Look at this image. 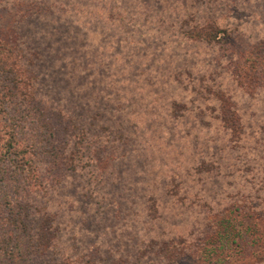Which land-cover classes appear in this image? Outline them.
<instances>
[{"label":"trees","instance_id":"16d2710c","mask_svg":"<svg viewBox=\"0 0 264 264\" xmlns=\"http://www.w3.org/2000/svg\"><path fill=\"white\" fill-rule=\"evenodd\" d=\"M263 11L0 0V264H264Z\"/></svg>","mask_w":264,"mask_h":264},{"label":"rangeland","instance_id":"374dc122","mask_svg":"<svg viewBox=\"0 0 264 264\" xmlns=\"http://www.w3.org/2000/svg\"><path fill=\"white\" fill-rule=\"evenodd\" d=\"M262 4V3H261ZM263 14L260 16V18L261 19H264V11L262 12ZM148 26H149V24H148ZM148 26H146V27H148ZM140 28V32H142L143 34H140V53L141 54H143V53H145V49L150 45H153V44H156L157 42L155 41V39L154 38H152L149 34L150 33H152V32H154V29H156V28ZM157 45V44H156ZM138 161H139V159H138ZM130 163V162H129ZM138 163V162H137ZM140 163V162H139ZM125 169H128V166H127V164H126V166H125ZM115 171H116V174L114 175V178H115V180H117L116 182H117V185L121 188L122 187V185H124L123 183H121L120 181L121 180H124L123 178H122V176H123V174L125 173V172H122L121 171V168H115ZM125 181V180H124ZM122 184V185H121ZM124 186H126V185H124ZM118 194V193H117ZM123 203V205H121V206H119V210L120 209H122V208H124V209H127V207H129V203L128 202H122ZM132 208V207H131ZM130 208V209H131ZM127 211V210H126ZM129 211V210H128ZM84 212V211H83ZM128 219H130L132 216H131V214H130V212H128ZM115 218H117V215H115ZM84 221V219H80L79 221H78V223H77V225L79 224V222H83ZM108 224H111V221H109V223ZM163 228V230H166V231H168L167 229L168 228H165V227H162ZM169 232V231H168ZM170 233V232H169ZM171 234V233H170ZM263 252H264V247H263V245H259V246H256V247H254V250H253V253L252 254H263ZM188 259V261L190 262V260L191 259H193L192 260V262H191V264H195V263H197L198 261H200L199 260V258H198V256L197 255H194L193 256V258H191V259H189V258H187ZM246 262H247V260H246ZM241 263L242 264H244L245 262L244 261H241ZM182 264H186V263H184V262H182ZM206 264V263H205Z\"/></svg>","mask_w":264,"mask_h":264}]
</instances>
